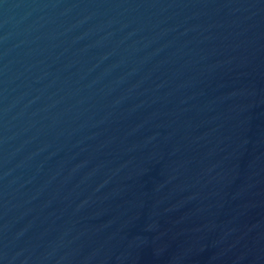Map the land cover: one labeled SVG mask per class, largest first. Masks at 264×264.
<instances>
[{
  "label": "water",
  "instance_id": "obj_1",
  "mask_svg": "<svg viewBox=\"0 0 264 264\" xmlns=\"http://www.w3.org/2000/svg\"><path fill=\"white\" fill-rule=\"evenodd\" d=\"M0 264H264V0H0Z\"/></svg>",
  "mask_w": 264,
  "mask_h": 264
}]
</instances>
